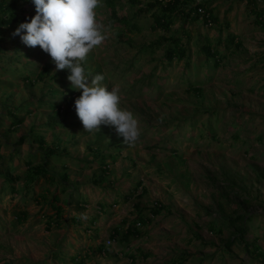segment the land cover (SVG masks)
I'll use <instances>...</instances> for the list:
<instances>
[{
	"label": "rangeland",
	"instance_id": "374dc122",
	"mask_svg": "<svg viewBox=\"0 0 264 264\" xmlns=\"http://www.w3.org/2000/svg\"><path fill=\"white\" fill-rule=\"evenodd\" d=\"M106 1L97 11L108 39L83 66L106 74L110 88L120 86L122 106L139 119L141 134L132 147L111 126L85 132L68 92V70L53 73L51 57L26 46L14 28L0 33L9 48L0 65V171L9 167L14 178L6 187L0 176V264H77L76 256L84 264H172L181 258L184 264H264L240 239L264 254V30L253 6L214 0L217 27L179 18L168 32L153 30L148 15L139 20V32L123 33L115 14L132 20L154 0H114L115 8ZM12 3L22 17L36 15L33 0H6L0 20L9 18ZM184 27L191 35H182L187 57L167 67L165 45L155 52L149 47L180 36ZM229 33L240 47H219L226 57L218 68L208 65L199 36L216 45ZM10 112L22 122L11 125ZM50 148L55 153L46 156ZM28 160L34 166L47 161L54 182L41 179L34 190L25 178ZM46 192L49 200L56 193L67 201L52 224L55 209L33 199ZM158 203L164 208L155 216L150 210ZM21 213L26 217L19 220ZM138 216L148 220L138 227L140 237L128 245L111 239ZM99 245L106 253L96 250Z\"/></svg>",
	"mask_w": 264,
	"mask_h": 264
},
{
	"label": "clouds",
	"instance_id": "9594fccd",
	"mask_svg": "<svg viewBox=\"0 0 264 264\" xmlns=\"http://www.w3.org/2000/svg\"><path fill=\"white\" fill-rule=\"evenodd\" d=\"M33 3L36 15L30 22L21 23L14 35H20L26 46H39L47 53L55 65L53 73L68 70L72 88L82 93L75 100V110L85 132H100L102 125L111 126L127 147L135 146L141 134L139 119L122 106L120 86L110 88L104 83L106 74L93 75L83 66L88 56L108 39L109 28L100 21L97 11L103 0Z\"/></svg>",
	"mask_w": 264,
	"mask_h": 264
},
{
	"label": "trees",
	"instance_id": "16d2710c",
	"mask_svg": "<svg viewBox=\"0 0 264 264\" xmlns=\"http://www.w3.org/2000/svg\"><path fill=\"white\" fill-rule=\"evenodd\" d=\"M4 1L0 2V10H6ZM131 3H139L140 0H128ZM214 0H208L204 2H200L197 0H154L152 2H149L147 4V7L143 10H140L138 14H136L132 20L128 19H118L115 14V19L119 21L120 25L123 26V30L121 32L126 33H132L135 31H140L141 27L139 24V20L142 18H148L147 16L150 15L151 20L153 21L152 29L153 30H162L165 32H168L171 30L172 26L175 24L176 19L182 18L184 22L187 23H197V22H202L205 24L207 27H217L218 25L221 24L220 19L218 15L215 13V9L211 8V2ZM248 1L249 4L253 6L252 13L255 15V23L257 24L258 27L262 28L264 30V9H261L259 7V1L260 0H246ZM108 5L112 8H115L114 0H107L106 1ZM10 10H12V13L9 15V18H2L0 20V33L3 28H14L15 30L18 28V26L21 23L24 22H30V19L34 16H24L22 17L20 14H18L17 9L14 5V3L9 4ZM188 21V22H187ZM227 27L229 25L227 24ZM183 36L191 38V35L189 34L188 31L185 30V27L181 31V35H173L172 37H169L168 39L163 38L164 42H158L149 47V50L155 52L156 48H162L163 45H165V50L163 52V62L165 63V66L167 67L173 66L174 61H183L187 57V48L183 45ZM164 43V44H162ZM199 43V51L200 55L203 54L205 61L208 65L211 63L218 68L220 66L221 61L226 57V53L223 54L219 47L224 46L227 50H230L233 47H240V41H238V36H236L233 33H229L226 40H222V38H218L216 45L214 44L213 40H211L208 36H205L204 38H201L199 36L198 42ZM162 45V46H160ZM14 51L17 52L19 51L18 48H14ZM9 53V48L4 45L3 38L0 35V65L6 64V59L4 57L6 54ZM14 61V60H10ZM9 61V62H10ZM189 62V61H187ZM189 67H190V62H189ZM154 74H152L153 76ZM160 78V76H157ZM31 76H26V79L30 80ZM41 78V77H40ZM196 92H200L199 89L195 88ZM70 93L69 95L72 100H76L78 95L76 94V91L73 88H70L68 90ZM55 106H53L54 108ZM56 109H60L57 107ZM10 115L14 121L11 125L15 124H20L22 122L21 119L15 117V113L10 112ZM54 127L53 123L51 125V128ZM55 129V128H52ZM39 143L42 147H45L47 145V141L43 139L42 137H38ZM54 149H49L48 154L50 152L55 153L53 151ZM45 156V157H46ZM14 158V156H12ZM39 164L37 166H34V163L32 160L27 161V166L29 171L27 172L28 174L25 175L26 180H28V184L35 190V186H37L40 182L41 179H44L45 182H54V177L53 175L50 174V172L47 170L45 164ZM99 168L102 169L104 172L108 169L106 164L104 163V160L101 161L99 164ZM13 169V168H12ZM6 174H3L2 171H0V176L4 177L6 179V187H9V181H13L14 178L10 177L12 170L11 168H6L4 170ZM64 178L68 179V176H65ZM65 189V188H64ZM46 191H48L46 189ZM64 193L66 190H63ZM145 189L143 190V194L145 193ZM12 192L15 193L14 188H12ZM34 200H37L38 203L39 201H47V203L50 204V206L55 209V215L50 217L49 223L53 222H58L55 218H61L63 215V203L67 204V201L61 202L58 194L54 193L53 197L49 200L48 198V193H40L39 195L37 193H34L33 196ZM86 202V201H84ZM81 203V202H80ZM78 202V206H81ZM139 205V204H138ZM136 206L138 209L139 206ZM158 206L155 207L154 209H151V213L155 216L159 215L161 211L163 210V206L160 205L159 203L157 204ZM83 206V205H82ZM105 205H101L100 210L105 212ZM140 213V212H139ZM26 217L25 213H21V216L19 217V220L22 218ZM95 219H92V222H95ZM147 219L143 218L142 216H138L132 224L127 228L125 233H122L119 229L115 230L114 234L111 235V239L115 240L116 238H119L120 241H122L124 244H129L134 238H138L141 236V231L138 229L139 226L144 225L147 223ZM121 237V238H120ZM240 239L244 243L246 247H248L249 253L256 254L258 256H261L264 258V254L262 253V249L259 248L258 246L254 245L253 249L250 251V243L247 242L243 236H240ZM99 253H103L107 251V248H105L102 245H99L96 249ZM93 253V252H92ZM76 260L78 263L77 264H84L83 259H80L79 257L73 258ZM184 258H181L177 260L176 262L172 264H184L185 263ZM75 262V261H74Z\"/></svg>",
	"mask_w": 264,
	"mask_h": 264
},
{
	"label": "built area",
	"instance_id": "2783aa9c",
	"mask_svg": "<svg viewBox=\"0 0 264 264\" xmlns=\"http://www.w3.org/2000/svg\"><path fill=\"white\" fill-rule=\"evenodd\" d=\"M108 245H112V241L108 240L107 241Z\"/></svg>",
	"mask_w": 264,
	"mask_h": 264
}]
</instances>
